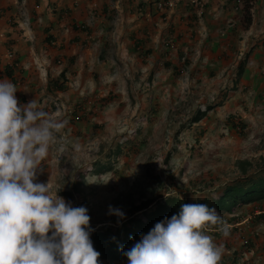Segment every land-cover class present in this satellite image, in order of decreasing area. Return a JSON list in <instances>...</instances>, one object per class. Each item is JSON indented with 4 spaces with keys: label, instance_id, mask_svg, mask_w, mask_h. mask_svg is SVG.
Instances as JSON below:
<instances>
[{
    "label": "rangeland",
    "instance_id": "obj_1",
    "mask_svg": "<svg viewBox=\"0 0 264 264\" xmlns=\"http://www.w3.org/2000/svg\"><path fill=\"white\" fill-rule=\"evenodd\" d=\"M109 17L108 33H84L86 44L59 55L68 66L65 89L47 87L38 99L65 126L36 182L50 179L53 196L88 208L93 229L116 233L145 199L156 200L149 210L171 196L216 199L226 184L264 176V70L245 72L248 52L213 54L210 61L166 26L136 30L124 12ZM110 205L126 218L117 223ZM254 206L234 209L244 217L230 224L228 237L208 231L228 250L221 264H264V224L252 216Z\"/></svg>",
    "mask_w": 264,
    "mask_h": 264
},
{
    "label": "clouds",
    "instance_id": "obj_2",
    "mask_svg": "<svg viewBox=\"0 0 264 264\" xmlns=\"http://www.w3.org/2000/svg\"><path fill=\"white\" fill-rule=\"evenodd\" d=\"M16 93L13 82L0 79V264H100L88 208L53 196L50 179L36 182L65 122L36 99L21 104ZM254 208V214L262 212ZM108 214L117 216V223L126 218L111 205ZM230 224L236 223L215 207L182 203L178 214L157 222L123 254L129 264H219L223 245L208 231L228 237Z\"/></svg>",
    "mask_w": 264,
    "mask_h": 264
},
{
    "label": "crops",
    "instance_id": "obj_3",
    "mask_svg": "<svg viewBox=\"0 0 264 264\" xmlns=\"http://www.w3.org/2000/svg\"><path fill=\"white\" fill-rule=\"evenodd\" d=\"M156 1L0 0V55L13 50L18 60L10 76L6 70L8 59H0V79L16 85L21 104L38 101L47 90L48 80L59 76L67 66L59 55L66 54L71 45L86 44L84 33L92 39H96V31L108 33L109 15L120 16L123 12L134 20L132 28H149L153 22L159 29L166 26L169 35L179 36L182 44L190 43L192 49L202 50L210 61L213 54H234L238 49L240 55L245 50L250 57L245 72L264 70V0H254L249 25L245 24L243 7L236 9V0H201L198 5L191 0H177L175 8L164 10L157 8ZM262 77L264 74L259 73L258 79ZM245 236L253 235L248 232ZM227 252L223 245L224 256Z\"/></svg>",
    "mask_w": 264,
    "mask_h": 264
},
{
    "label": "trees",
    "instance_id": "obj_4",
    "mask_svg": "<svg viewBox=\"0 0 264 264\" xmlns=\"http://www.w3.org/2000/svg\"><path fill=\"white\" fill-rule=\"evenodd\" d=\"M253 2L254 0H245L243 10L245 11L247 25L252 22ZM244 63L243 61L241 64L240 74L243 73ZM15 68L16 63H13V65L7 63L6 70L10 76H13V70ZM66 72L67 69H64L59 76L50 78L48 80V88L55 86L57 90H64L65 87L62 86V83L67 77ZM205 115L206 111L199 112L193 120L198 122ZM243 125L244 123L241 126ZM234 127L238 128L237 123H234ZM245 164H248V162L246 161ZM243 166L244 175L247 176V167L246 165ZM79 184L78 182L76 183L77 188ZM78 190L80 191V189ZM154 203H156L155 199L148 198L132 206L127 212V220L117 226L116 233L103 230H95L92 232L91 239L94 248L101 253L100 264H106L107 262L121 264L122 260L127 259L123 252L138 242L141 239V234H147L157 222H161L165 217L171 218L172 215L178 214L179 206L182 203L207 204L210 207H215L221 215L225 214V212L233 214L236 207H244L247 204L255 203L257 207L262 209V212L260 214H254L253 211V215L264 224V207H262L264 204V176L245 178L232 184H226L220 196L216 199L201 198L190 201L186 198L171 196L165 202H159L154 210H149ZM139 213H144V216H138ZM241 217L243 215L234 216L228 223H237ZM213 229L215 228L213 227Z\"/></svg>",
    "mask_w": 264,
    "mask_h": 264
},
{
    "label": "built area",
    "instance_id": "obj_5",
    "mask_svg": "<svg viewBox=\"0 0 264 264\" xmlns=\"http://www.w3.org/2000/svg\"><path fill=\"white\" fill-rule=\"evenodd\" d=\"M236 1H237L236 9H239L240 7L242 8L245 0H236ZM191 2L198 5L201 3V0H192ZM156 3H157V8L159 10H164L166 8L172 9L176 6L177 0H157ZM6 55H7L6 58L8 59L7 61L8 64L13 65V63H16L15 53L12 50L8 51Z\"/></svg>",
    "mask_w": 264,
    "mask_h": 264
}]
</instances>
